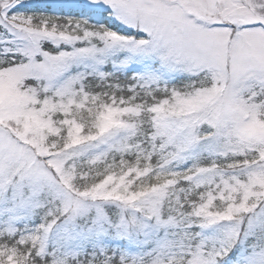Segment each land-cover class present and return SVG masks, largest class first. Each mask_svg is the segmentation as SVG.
<instances>
[{
    "label": "snow or ice",
    "instance_id": "1",
    "mask_svg": "<svg viewBox=\"0 0 264 264\" xmlns=\"http://www.w3.org/2000/svg\"><path fill=\"white\" fill-rule=\"evenodd\" d=\"M0 264H264V0H0Z\"/></svg>",
    "mask_w": 264,
    "mask_h": 264
}]
</instances>
